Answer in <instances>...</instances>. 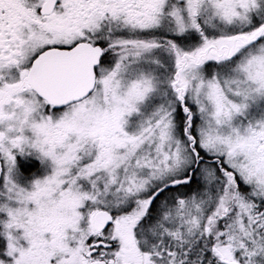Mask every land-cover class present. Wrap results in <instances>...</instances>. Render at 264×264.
Returning a JSON list of instances; mask_svg holds the SVG:
<instances>
[{
    "label": "snow or ice",
    "instance_id": "1",
    "mask_svg": "<svg viewBox=\"0 0 264 264\" xmlns=\"http://www.w3.org/2000/svg\"><path fill=\"white\" fill-rule=\"evenodd\" d=\"M0 264H264V0H0Z\"/></svg>",
    "mask_w": 264,
    "mask_h": 264
}]
</instances>
